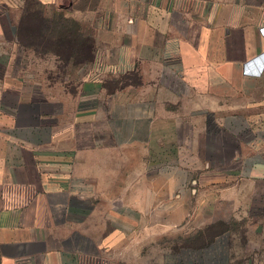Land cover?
Here are the masks:
<instances>
[{
  "label": "crops",
  "instance_id": "0c3cea01",
  "mask_svg": "<svg viewBox=\"0 0 264 264\" xmlns=\"http://www.w3.org/2000/svg\"><path fill=\"white\" fill-rule=\"evenodd\" d=\"M27 1L0 25V264H142L155 231L198 234L200 264L262 261L264 72L245 66L264 53V0H35L70 31L26 30L34 44ZM28 51L82 66L70 101ZM101 54L130 64V91L92 77ZM156 143L171 166L116 175L113 149Z\"/></svg>",
  "mask_w": 264,
  "mask_h": 264
},
{
  "label": "rangeland",
  "instance_id": "374dc122",
  "mask_svg": "<svg viewBox=\"0 0 264 264\" xmlns=\"http://www.w3.org/2000/svg\"><path fill=\"white\" fill-rule=\"evenodd\" d=\"M30 1L33 3L32 6H29L30 10L35 11L40 7L35 2V0H30ZM92 2L94 4L95 1ZM67 5H70V3L67 2L66 6ZM22 6H24L23 0H0V25L2 23L1 18L4 17V15L6 14H10V15L12 14L13 16L16 17V19H18L21 15ZM83 30L86 33L93 32L91 28L87 27V25L83 26ZM81 57H84V55H82ZM57 60L60 59L56 58L52 54L41 56L28 51L22 53L19 62L20 64L24 63L28 67V69H30L31 67V70L36 71L38 74L42 75L43 77L44 75H47L48 82L51 83L52 85V86L49 85L52 91L53 90H54L53 92L60 91V93L64 92L63 94L66 97H68V100L70 101L69 98L70 96H68V93L75 92L77 88H80L79 82L82 77L83 68L82 66L80 68L73 67L71 66V64L65 63L64 62L65 58L64 60L61 59L63 61H57ZM103 60L105 62L104 54L103 57L101 54L95 63L94 72L91 73L92 77L96 79H101L103 78L102 76L105 70L106 71L108 70L110 74L106 75V77H111L112 79L110 82V88L112 90H114L116 86L119 85L120 88H122L124 91L127 90L130 91L132 89L131 86L135 84L137 81V76L134 74V72L130 71L132 70L130 69L131 68L129 66L130 64L125 59L113 58V61L117 62V65L120 66L119 67L116 66V68L106 69L107 66L106 65L103 66ZM113 61L112 63H114ZM59 65H61V67H59ZM61 68H63V71H61ZM125 70L129 71L130 73L126 72L125 74H123ZM127 73L129 74L127 75ZM62 78L63 81L60 80ZM131 81L132 83H130ZM120 97L121 96H119V98ZM67 116H69V114ZM156 144L157 145L154 146L155 148H152V146L150 147L145 146V148L142 149L134 144H131L125 148L113 149L111 152L112 157L125 159V161L122 160L124 163L122 162V164L120 165L116 164L115 161L113 166H116V172H115L116 175H118L119 177L122 173L125 172H128V174L135 173L139 171L141 167H143V170L145 171H155L165 166L167 167L169 164H170L169 166H171L172 164L168 163L172 161V159L174 158L171 155L172 154L171 143H156ZM160 158H163L162 160L163 162L160 161V163L155 164V162H157V159ZM152 162H154V166H152ZM123 166L124 169L120 170L121 168H123ZM128 182L130 183L132 181L129 180ZM120 183H123V180L121 182L119 181V178L115 179V184L112 185V195L118 192L119 190L118 184ZM187 239H192V240L199 239L198 234H196L195 237L192 234L191 238H187L183 234H179V233L173 235L167 234L166 232L164 233L163 231H157V232L155 231L153 232V234L148 233L143 238V242H144L143 252H142L143 257L139 259V262H141L142 264H190V262H192V264H200L199 259L196 260L194 259L192 261L189 258V254H188L191 248H193L194 246L199 247V244L189 243ZM251 247L253 248V246ZM133 248H135V245H133ZM133 255H135V252L133 253ZM249 255L251 256L252 253H249ZM255 257H256V259H254L255 261L251 260V258L250 260L237 259L232 264H264V259L262 261L259 260L261 259L258 258L259 255H255Z\"/></svg>",
  "mask_w": 264,
  "mask_h": 264
},
{
  "label": "trees",
  "instance_id": "16d2710c",
  "mask_svg": "<svg viewBox=\"0 0 264 264\" xmlns=\"http://www.w3.org/2000/svg\"><path fill=\"white\" fill-rule=\"evenodd\" d=\"M37 3V1H35ZM39 5V3H37ZM33 3L28 0L27 1V6L25 8V15L23 20L21 21V34H20V38L21 40H23L25 43L27 44H34L36 42H34V40H36V37H32V35L27 34V31L34 28V29H42V30H52L57 31V29H61L63 31H66L68 29V31H70V28H68L69 26L67 25V23L63 22L62 19H57V20H48L46 18H43L41 16L42 11L41 8L39 7L38 9H36L35 11L30 10L29 6H32ZM40 6V5H39ZM27 17V18H26ZM29 27V28H28ZM27 30V31H26ZM56 37V36H55ZM40 38V37H38ZM54 43L56 42L55 40H53ZM57 43H62V44H71V41L69 38H61L60 40L57 41ZM85 53V54H84ZM81 56L84 55H88L90 53L87 52H83L82 51L79 53Z\"/></svg>",
  "mask_w": 264,
  "mask_h": 264
},
{
  "label": "built area",
  "instance_id": "2783aa9c",
  "mask_svg": "<svg viewBox=\"0 0 264 264\" xmlns=\"http://www.w3.org/2000/svg\"><path fill=\"white\" fill-rule=\"evenodd\" d=\"M258 62H249L245 66V72L247 74L261 75L264 72V53L260 59H256Z\"/></svg>",
  "mask_w": 264,
  "mask_h": 264
}]
</instances>
